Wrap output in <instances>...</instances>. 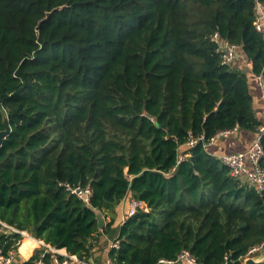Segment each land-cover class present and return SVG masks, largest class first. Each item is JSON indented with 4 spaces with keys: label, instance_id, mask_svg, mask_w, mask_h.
<instances>
[{
    "label": "trees",
    "instance_id": "16d2710c",
    "mask_svg": "<svg viewBox=\"0 0 264 264\" xmlns=\"http://www.w3.org/2000/svg\"><path fill=\"white\" fill-rule=\"evenodd\" d=\"M254 1L0 0V129L4 113L11 127L0 219L86 256L99 232L92 208L110 217L109 233L130 196L146 209L120 224L113 264H159L184 249L202 264H243L264 242V190L186 143L260 123L251 72L221 64L210 40L217 31L238 44L264 77ZM61 182L89 185L92 208Z\"/></svg>",
    "mask_w": 264,
    "mask_h": 264
},
{
    "label": "built area",
    "instance_id": "2783aa9c",
    "mask_svg": "<svg viewBox=\"0 0 264 264\" xmlns=\"http://www.w3.org/2000/svg\"><path fill=\"white\" fill-rule=\"evenodd\" d=\"M254 28L262 35L264 39V3L260 0L254 1ZM210 40L215 44V50L219 54L220 63L223 65L234 66L239 62L243 63V66L251 72L255 85L259 89V98L261 101V116L260 123L254 132V137L251 140L249 146L245 150L233 151L220 154L219 160L229 168L230 175L247 182L249 185L257 188L258 190H264V167L261 165V160L264 156L261 140L264 136V77L262 73H253L251 60L244 57L241 53L240 46L238 44L230 42L228 39L223 38L215 31L211 34ZM240 131L238 125H234L232 128L224 129L216 132L209 140H206L204 136H191L188 141V146H194L198 142H202L204 147L215 141L237 134ZM186 154L179 156L178 162L183 159ZM60 186L72 195H75L85 205L90 206L92 188L89 185H73L68 182H61ZM139 209H146L144 201L136 198H130L127 213L123 218V222L128 217L137 213ZM17 233L20 235L19 239L15 241V245L21 242V239L28 235V231L20 230L11 224H8L0 219V236H8L10 234ZM44 249L40 253V257L35 264H43V257L46 253H49L51 264H89L86 257L66 251L64 248H56L41 239H36ZM118 247V241L111 244V248ZM264 248V242L253 246L246 254V258L255 254ZM15 257L14 246L8 251H4L0 246V264H13ZM245 258V259H246ZM105 264H113L112 259L107 257ZM159 264H202L200 263L188 250H182L175 260L161 259Z\"/></svg>",
    "mask_w": 264,
    "mask_h": 264
},
{
    "label": "crops",
    "instance_id": "0c3cea01",
    "mask_svg": "<svg viewBox=\"0 0 264 264\" xmlns=\"http://www.w3.org/2000/svg\"><path fill=\"white\" fill-rule=\"evenodd\" d=\"M243 65L242 62L238 63ZM254 84V85H253ZM251 86L254 91V107L255 111H260L261 101L259 98V89L255 85L254 79H252ZM254 137V132L239 131L237 134L221 138L214 143L209 144L206 148L209 153L214 156H219L220 154L245 150L251 140ZM130 196H126L122 202L117 206V216L116 221L110 229L109 233L104 232L103 228L106 223L110 220V217H104L105 225L102 229L98 228V233L90 239V248L88 254L85 256L89 264H105L107 257H109L111 244L118 241L119 226L123 222V218L127 213V208L129 205ZM38 238L34 237L28 232V235L21 239V242L15 248V257L13 264H23L24 261L28 260L36 252H42L43 247L37 243ZM63 250V248H62ZM51 264V262H50ZM52 264L53 261H52Z\"/></svg>",
    "mask_w": 264,
    "mask_h": 264
},
{
    "label": "water",
    "instance_id": "95a60500",
    "mask_svg": "<svg viewBox=\"0 0 264 264\" xmlns=\"http://www.w3.org/2000/svg\"><path fill=\"white\" fill-rule=\"evenodd\" d=\"M56 9H60V7L56 8ZM54 10V9H53ZM51 10L50 12H48V16L52 13ZM47 19L44 18L42 20H40L37 29L40 28L41 24L43 23V21H45ZM2 124H3V128L0 129V146L2 144L3 139L10 133L11 131V127L10 124L8 122V118L7 115L4 113L3 114V120H2ZM90 208H92L91 206H89ZM96 214V219H97V226L99 229H102L105 225V219L104 216L102 215V213L100 212V210L96 209V208H92ZM243 264H264V256L261 257H248L244 260Z\"/></svg>",
    "mask_w": 264,
    "mask_h": 264
},
{
    "label": "rangeland",
    "instance_id": "374dc122",
    "mask_svg": "<svg viewBox=\"0 0 264 264\" xmlns=\"http://www.w3.org/2000/svg\"><path fill=\"white\" fill-rule=\"evenodd\" d=\"M261 256H264V248L261 249L260 251H258V252L255 253V254H251V255H249L248 257H261ZM248 257H247V258H248Z\"/></svg>",
    "mask_w": 264,
    "mask_h": 264
}]
</instances>
